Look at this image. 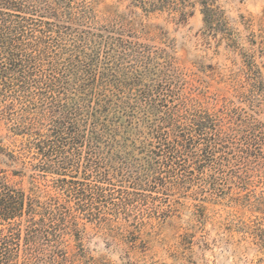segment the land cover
<instances>
[{"label":"rangeland","instance_id":"374dc122","mask_svg":"<svg viewBox=\"0 0 264 264\" xmlns=\"http://www.w3.org/2000/svg\"><path fill=\"white\" fill-rule=\"evenodd\" d=\"M46 1L101 44L85 101L101 100L99 142L58 175L51 114L0 103V178L25 194L0 221V241L19 233L8 264H264V0Z\"/></svg>","mask_w":264,"mask_h":264},{"label":"trees","instance_id":"16d2710c","mask_svg":"<svg viewBox=\"0 0 264 264\" xmlns=\"http://www.w3.org/2000/svg\"><path fill=\"white\" fill-rule=\"evenodd\" d=\"M68 5H71L70 2ZM69 6H66L65 12L66 18L71 21L73 14ZM59 10V7L50 6L49 1L0 0V103L7 105L10 100L22 101L28 97L30 105L41 111L40 114H51L52 140L46 146L44 156H47V163L44 169L66 175L63 173L72 171V158L81 157L84 148L90 160L93 146L95 148L99 142L96 132L100 126L97 116L101 100L97 103L98 108L92 110L85 105V101L89 89L92 91L90 86L97 78L95 68L101 44L93 41L96 34L90 30L79 32L59 24ZM49 13L56 22L42 20L43 15ZM214 13L210 6H206V18L211 20ZM81 15L84 18L83 12ZM64 53L69 54L66 62L61 61ZM104 53L105 59L111 63L117 61L110 53ZM103 77L102 80L105 79ZM149 101L150 104L155 102L153 97ZM144 103L149 102L144 100ZM90 120L92 126L91 123L89 125ZM191 125L188 130H194L201 137L203 125L196 122ZM160 155L154 153V156ZM24 204V192L8 186L4 178H0V221L21 217ZM28 215L31 219L26 229L25 245L26 254L32 257L36 240L45 238L46 232L38 228L32 215ZM18 239L19 233L11 232L0 241V264H8L19 254ZM26 260L29 261V256Z\"/></svg>","mask_w":264,"mask_h":264}]
</instances>
